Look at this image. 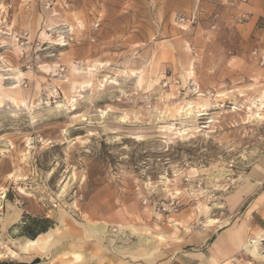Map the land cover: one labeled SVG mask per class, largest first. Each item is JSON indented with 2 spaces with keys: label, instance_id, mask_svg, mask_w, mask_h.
Masks as SVG:
<instances>
[{
  "label": "rangeland",
  "instance_id": "374dc122",
  "mask_svg": "<svg viewBox=\"0 0 264 264\" xmlns=\"http://www.w3.org/2000/svg\"><path fill=\"white\" fill-rule=\"evenodd\" d=\"M43 1L30 12L0 0V264L45 227L217 223L207 218L264 158V74L251 61L230 71L236 30L198 10L164 15L155 0ZM69 29L76 41L57 45ZM14 32H27L22 46ZM253 189L236 213L264 209ZM170 200L178 210L160 212ZM263 236L225 264H264Z\"/></svg>",
  "mask_w": 264,
  "mask_h": 264
},
{
  "label": "crops",
  "instance_id": "0c3cea01",
  "mask_svg": "<svg viewBox=\"0 0 264 264\" xmlns=\"http://www.w3.org/2000/svg\"><path fill=\"white\" fill-rule=\"evenodd\" d=\"M26 2L28 0H19L18 5ZM220 2L155 0L164 15L170 10L185 8L192 12L198 10V15H202V12L210 14L208 18L212 22V14H219L218 23L234 28L239 36L236 55L229 62L230 71L247 70L249 61L258 66L251 52L254 48L264 47V0H247L243 7L250 13V18L242 25L228 23L230 10ZM5 5L7 3H2L0 7ZM247 50L249 53H246ZM258 68L264 74V67ZM248 184H254L253 190L258 191L256 198L263 197L264 158L250 168L243 182L225 197L227 210L215 218L217 223L210 226L212 229L201 226L191 230L174 220L165 226L156 216L149 222L145 218L141 223H129L125 230L117 223L95 220L69 232L73 238L63 229L61 232L54 230L46 238L47 231L40 233L44 235L40 238L37 235L34 239L45 238V246H32L27 251H20L9 264H225L242 249L241 245L248 234L252 236L264 231L262 206L236 213L239 204L247 198ZM35 259L37 262H34Z\"/></svg>",
  "mask_w": 264,
  "mask_h": 264
},
{
  "label": "built area",
  "instance_id": "2783aa9c",
  "mask_svg": "<svg viewBox=\"0 0 264 264\" xmlns=\"http://www.w3.org/2000/svg\"><path fill=\"white\" fill-rule=\"evenodd\" d=\"M76 0H44L42 2L44 9H52L56 5H61V7H67L69 3L75 2ZM247 0H221L220 4L222 6L228 7L230 12L227 15V21L231 25H242L245 22H247L250 18V13L243 7L244 4H246ZM24 8L28 11H32L31 5L26 2L24 4ZM195 19L194 15L191 16H185L183 14H176L174 16V22L179 25H183L186 22H193ZM219 14L215 13L212 14V23L210 25L211 29H215L218 20ZM98 26V21L94 23V27L96 28ZM27 35V32H23L22 34H17L16 32L13 33V38L15 40V43L20 42V45H23V40L25 36ZM59 42H57V45L65 46L70 44L73 41H76V38L74 37L72 31L69 29L67 32L62 34L59 38ZM91 42L94 41V38H89ZM252 56H254L257 60V64L259 67H264V47L261 49L254 48L251 52ZM166 85V82L164 83ZM197 185H200L198 183ZM142 204H146L147 199L143 198ZM179 203L176 200H170L168 203H163L160 205L159 210L160 212L168 215L175 213L178 210ZM264 242V240H261Z\"/></svg>",
  "mask_w": 264,
  "mask_h": 264
},
{
  "label": "bare ground",
  "instance_id": "6f19581e",
  "mask_svg": "<svg viewBox=\"0 0 264 264\" xmlns=\"http://www.w3.org/2000/svg\"><path fill=\"white\" fill-rule=\"evenodd\" d=\"M6 71V70H5ZM7 71H8V69H7ZM5 78H8V77H5ZM11 78V77H10ZM182 110V109H181ZM215 222H217V220L215 219V218H207V223L208 224H213V223H215ZM103 235H105V234H103ZM46 238V237H45ZM45 238H43V239H37V240H35V239H27L24 243H23V245H22V248L23 249H29L30 247H32V246H38L39 248H43L44 246H45ZM259 240L261 239L260 237L258 238ZM258 239H255V240H253L251 243L249 242V243H242V248L243 249H246L247 251H249V252H251V253H253L254 251H255V246H256V243H258ZM262 240H264V236H263V238H262ZM24 241V240H23ZM22 243V242H21ZM18 245V244H17ZM14 253L12 254V255H10L11 257H14Z\"/></svg>",
  "mask_w": 264,
  "mask_h": 264
},
{
  "label": "trees",
  "instance_id": "16d2710c",
  "mask_svg": "<svg viewBox=\"0 0 264 264\" xmlns=\"http://www.w3.org/2000/svg\"><path fill=\"white\" fill-rule=\"evenodd\" d=\"M30 221H35V219H30ZM30 224L26 223L25 226L23 227L24 230L29 227ZM47 230V227L42 228L36 232H31V233H26V236H28L30 239H34L38 234L43 233ZM34 262H37V259L34 260Z\"/></svg>",
  "mask_w": 264,
  "mask_h": 264
}]
</instances>
